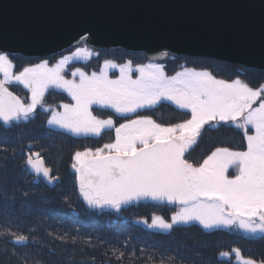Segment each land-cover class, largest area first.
I'll return each mask as SVG.
<instances>
[{
    "label": "snow or ice",
    "instance_id": "obj_1",
    "mask_svg": "<svg viewBox=\"0 0 264 264\" xmlns=\"http://www.w3.org/2000/svg\"><path fill=\"white\" fill-rule=\"evenodd\" d=\"M91 55L90 50L77 48L72 56L63 57L52 67L45 61L13 75L12 62L0 54V122L8 125L28 121L50 87L62 89L72 102L60 105L63 111L45 109L51 111L47 123L74 136H98L102 129L114 127L113 119L94 116L92 105L127 117L161 100L170 101L190 113V118L168 127L149 117L128 119L115 127L114 142L95 151L74 153L71 168L80 197L89 208H111L117 212L123 205L140 199L179 206L171 222L154 216L147 225L161 231H170L174 225H199L211 230L238 224L245 232L264 237V84L254 89L239 78L226 81L208 71L191 68L167 77L154 64L138 66L135 71L139 75L133 79L131 62L117 65L110 60L104 61L99 73L91 75L76 68L72 76H78V82L65 79L62 73L71 59H87ZM110 68H118L116 79L109 78ZM12 81L29 90L30 103L8 91L5 85ZM258 100V106L253 107ZM221 124L244 130L246 150L217 147L202 164L189 162L185 153L196 143L201 129ZM27 164L49 182L54 179L39 153H31ZM229 167L237 170L234 176L226 175ZM26 240L23 235L16 237V243ZM231 253L237 264H256L255 260L244 258L239 249L234 248ZM220 255L228 257L230 253Z\"/></svg>",
    "mask_w": 264,
    "mask_h": 264
},
{
    "label": "trees",
    "instance_id": "obj_2",
    "mask_svg": "<svg viewBox=\"0 0 264 264\" xmlns=\"http://www.w3.org/2000/svg\"><path fill=\"white\" fill-rule=\"evenodd\" d=\"M98 52L101 58L145 59L142 54L122 49ZM7 56L16 61V71L40 60ZM178 59L204 61L218 79L239 78L252 88L264 84V71L207 59ZM7 87L21 101H29L23 88ZM52 93H47L44 105L53 104ZM163 106L145 114L160 124L169 122L162 117ZM46 118V113L34 111L28 121L8 125L0 122V264H235L231 253L234 248L256 264L264 260L262 236L250 238L223 229L208 231L198 225L175 226L169 232L147 226L156 215L169 219L172 208L165 212L147 203L127 206L119 212L89 208L79 195L71 164L76 151L94 146L90 141L68 140L50 129ZM211 132L210 142L216 148H245L244 134L234 127L220 125ZM31 153H39V159L51 170V182L29 170ZM20 235L27 240L16 243ZM221 252L230 253L229 258L220 259Z\"/></svg>",
    "mask_w": 264,
    "mask_h": 264
},
{
    "label": "water",
    "instance_id": "obj_3",
    "mask_svg": "<svg viewBox=\"0 0 264 264\" xmlns=\"http://www.w3.org/2000/svg\"><path fill=\"white\" fill-rule=\"evenodd\" d=\"M81 43L264 71V0H0V54L49 58ZM138 203L174 205L122 207Z\"/></svg>",
    "mask_w": 264,
    "mask_h": 264
},
{
    "label": "flooded vegetation",
    "instance_id": "obj_4",
    "mask_svg": "<svg viewBox=\"0 0 264 264\" xmlns=\"http://www.w3.org/2000/svg\"><path fill=\"white\" fill-rule=\"evenodd\" d=\"M84 46V45H82ZM87 49L92 50L97 56L96 57H88L86 60L83 61H76L73 63H70L67 65L68 70H72L74 68H80L82 71L86 73H99L100 68L103 66L105 60H110L115 64H126L131 62V66H141V65H147V64H159L160 67H162V70L164 74L168 77L175 76L176 73L182 72L185 68H191L196 71H208L210 72L215 78V72L214 69L206 64L204 61H191V60H183L178 59L174 57H168L165 60L162 61H150L148 59L143 58H122L117 59L114 57H108V58H101L100 53L96 50H93L91 48L86 47ZM57 57L50 58V59H40V60H48L51 64L55 63L57 61ZM50 64V65H51ZM49 65V66H50ZM31 66V65H30ZM35 66L34 64L32 65ZM28 67V66H27ZM24 67L20 70L22 72ZM117 76L115 79L119 76V70L115 72ZM24 91H28L24 86H22ZM53 92V104H48L50 110H56V111H63L62 108H60V105L65 103H71V97L68 96L66 92H64L62 89H50L47 91V93ZM164 105L161 114L162 117L166 120H170L169 122H165L164 124H160L156 122V120L151 115H146L145 112H148L152 110L153 108L157 107L158 105ZM90 111L94 116H96L98 119H113L114 121V127L113 128H105L102 129L100 135H80V136H74L71 133L65 132L64 130H60L59 128H54L52 126H49L50 129L57 131L64 135L68 140H80L84 142L90 141L94 148L91 150L95 151L97 148H102L104 144L106 143H112L115 141V127H118L121 123L127 122L128 119H137L141 116L149 117L154 122L160 124L161 126L168 127L176 123H181L185 119L190 118V113H188L186 110H182L176 107L175 104L171 103L167 100H161L158 104L154 105L150 108H143L138 109L136 113H130L127 117H121L118 116L112 109H106L101 108L98 105H92L90 108ZM48 114H47V113ZM37 113L42 114L46 113L47 118H49V114L51 115V111H43L38 109ZM169 118V119H168ZM223 125H230V124H221ZM220 126V125H219ZM209 128L207 132H205V129ZM215 128L209 127L208 125H205L204 128L201 129V135L196 138V143L192 144L189 150L185 153V157L188 159L189 162L193 163L194 165H199L203 163V160L207 158V156L211 155L213 151H215L216 147L213 145V143L210 142V134L212 133L211 130ZM214 146V147H213ZM200 147V148H199ZM246 141H245V148L243 150H246ZM89 149V148H87ZM80 150V151H85ZM230 149V148H229ZM233 150V149H231ZM234 151H242V150H234ZM37 158V157H36ZM234 167H229L228 171L226 172L227 175H235L236 169ZM163 211L167 212L169 209H174V207L170 206H162ZM163 218V216L161 217ZM170 219V218H169ZM168 219V220H169ZM167 221V220H166ZM217 230V229H216ZM229 256L227 257V259Z\"/></svg>",
    "mask_w": 264,
    "mask_h": 264
},
{
    "label": "rangeland",
    "instance_id": "obj_5",
    "mask_svg": "<svg viewBox=\"0 0 264 264\" xmlns=\"http://www.w3.org/2000/svg\"><path fill=\"white\" fill-rule=\"evenodd\" d=\"M77 48H86L85 46H78V47H76V48H74V49H72L69 53H65V54H63L62 56H59V57H57L56 59H57V61L55 62V63H53V64H51L48 60H37V61H35V60H33L32 61V63H34V65H37V64H40V63H43V62H45V61H47L48 62V66L49 67H52L53 65H55L60 59H62L63 57H65V56H72V54L77 50ZM87 49V48H86ZM88 50H90V49H88ZM91 51V53H92V57H96L97 55L92 51V50H90ZM5 55H8V54H5ZM9 56H12V55H9ZM9 58V57H8ZM9 60L12 62V64H13V68H12V73H13V75H18L19 73H20V71L18 70V71H16V70H14V63H16V61L14 60V59H11V58H9ZM83 60H86V59H83V58H73V59H71L70 61H69V63L68 64H70V63H73V62H76V61H83ZM67 64V65H68ZM33 65V64H32ZM30 66V65H28V67H33V66ZM67 65L65 66V70H64V72L62 73L63 75H64V77H65V79H69V80H75L76 82H78L79 81V77L77 76V77H73L72 76V72L73 71H75V69L76 68H74V69H72V70H68L67 69ZM117 65H123V64H117ZM154 65H159V64H154ZM27 67V66H26ZM25 67V68H26ZM138 66H131V68H132V72H131V76H132V78L133 79H135L138 75H139V73H137L136 71H135V69L137 68ZM162 68V67H161ZM116 71H118V68H116V69H109L108 70V76H109V78L110 79H115V77L117 76V74H115V72ZM86 73V72H85ZM86 74H88V75H91L92 73H86ZM1 75V78H2V80H3V75L2 74H0ZM166 76V75H165ZM168 77V76H167ZM218 79V78H217ZM6 86H15V88H22V86H24L23 84H21V83H19V82H17V81H12L11 83H8V84H6ZM261 86V85H260ZM259 86V87H260ZM258 88V87H257ZM27 89V88H26ZM50 89H57V88H48V89H46L45 90V92H44V95H43V97H42V99H41V103L40 104H38L37 105V107H36V109H35V112L38 110V109H40V110H43V111H45V109H49V106H47V105H44L43 104V101H44V99H45V96L47 95V91L48 90H50ZM255 89V88H254ZM28 90V89H27ZM27 95L29 96V103L31 102L30 101V96H31V93L29 92V90L27 91ZM262 99H264V97H262ZM259 100L257 101V103L256 104H254L253 105V107H257L258 106V104H259ZM53 110V109H52ZM47 113V112H46ZM48 114V113H47ZM50 114H49V118H50ZM48 118V119H49ZM47 119V120H48ZM48 127H49V125H48V123L46 124ZM229 126H231V127H234V128H236L234 125H229ZM55 128V127H54ZM238 129V128H237ZM60 130H62V129H60ZM239 130H241L243 133H244V130L243 129H239ZM249 134H252V130H250L249 129ZM235 169V168H234ZM233 169V170H234ZM237 171V170H236ZM227 175V174H226ZM229 176H233V175H229ZM158 206H160V205H158ZM160 207H162V206H160ZM178 207L179 206H177V205H175V207H174V209H173V211L171 212V215H170V219L168 220L167 219V222H171V217L175 214V212L178 210ZM94 209H96V208H94ZM157 216V215H156ZM159 217V216H158ZM153 218V217H152ZM152 218H151V221H150V223L152 222ZM164 219V218H163ZM175 226H180V225H174V227ZM216 229H223V230H230V231H238V232H240V233H242L244 236H246V237H250V238H257V237H261L262 236V234H260V233H256V234H251V233H248V232H245L244 230H242L240 227H239V225L237 224V225H233V226H231V227H228V228H225V227H220V228H214V229H211V230H216ZM157 230V229H156ZM158 231H160V230H158ZM162 232H169V231H162ZM233 261H234V263L235 264H237V260H236V258H234L233 259Z\"/></svg>",
    "mask_w": 264,
    "mask_h": 264
},
{
    "label": "bare ground",
    "instance_id": "obj_6",
    "mask_svg": "<svg viewBox=\"0 0 264 264\" xmlns=\"http://www.w3.org/2000/svg\"><path fill=\"white\" fill-rule=\"evenodd\" d=\"M218 63H224V62H219V61H218ZM224 64H226V63H224ZM244 69H247V68H244ZM248 70H253V69H248Z\"/></svg>",
    "mask_w": 264,
    "mask_h": 264
}]
</instances>
